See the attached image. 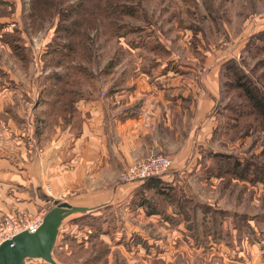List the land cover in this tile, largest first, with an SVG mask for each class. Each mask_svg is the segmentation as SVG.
I'll use <instances>...</instances> for the list:
<instances>
[{"label":"rangeland","instance_id":"374dc122","mask_svg":"<svg viewBox=\"0 0 264 264\" xmlns=\"http://www.w3.org/2000/svg\"><path fill=\"white\" fill-rule=\"evenodd\" d=\"M261 18L264 0H0V84L29 88L27 120L12 126L29 155L67 120L56 86L129 85L143 73L177 86L162 150L141 159L171 158L164 191L122 181L124 167L116 182L129 187L66 219L59 264H264V116L237 79L264 103ZM10 127L0 123V139ZM54 192L42 189L48 211Z\"/></svg>","mask_w":264,"mask_h":264},{"label":"crops","instance_id":"0c3cea01","mask_svg":"<svg viewBox=\"0 0 264 264\" xmlns=\"http://www.w3.org/2000/svg\"><path fill=\"white\" fill-rule=\"evenodd\" d=\"M261 21L257 27L264 29V18ZM217 86L214 95L220 93L221 82ZM174 87L157 86L144 73L129 85L56 86V104L62 110L67 104L70 108L67 120L57 116L53 132L41 138L43 152L29 155L22 142L26 135L12 127L27 120L22 118V111L28 109L29 88L0 84V110L5 111L0 123L11 126L0 139V217L37 213L46 205L42 189L47 184L56 192V200L102 208L116 190L131 184L122 183L118 188L117 173L149 153L162 150L158 132L170 126L167 104L172 94L167 93ZM19 108L20 112H14Z\"/></svg>","mask_w":264,"mask_h":264},{"label":"water","instance_id":"95a60500","mask_svg":"<svg viewBox=\"0 0 264 264\" xmlns=\"http://www.w3.org/2000/svg\"><path fill=\"white\" fill-rule=\"evenodd\" d=\"M93 209L56 200L35 232L24 230L0 243V264H26L28 259H42L49 264H59L54 258V249L64 219L73 213Z\"/></svg>","mask_w":264,"mask_h":264},{"label":"built area","instance_id":"2783aa9c","mask_svg":"<svg viewBox=\"0 0 264 264\" xmlns=\"http://www.w3.org/2000/svg\"><path fill=\"white\" fill-rule=\"evenodd\" d=\"M173 167V161L169 156L153 154L133 165H130L122 172V181L145 180L151 176L163 177ZM43 206L40 212H26L21 216L0 217V243L13 238L19 232L28 230L35 232L41 225L48 209Z\"/></svg>","mask_w":264,"mask_h":264},{"label":"trees","instance_id":"16d2710c","mask_svg":"<svg viewBox=\"0 0 264 264\" xmlns=\"http://www.w3.org/2000/svg\"><path fill=\"white\" fill-rule=\"evenodd\" d=\"M242 78L241 75H237L238 79V85L242 86L243 89L245 90V93H247L248 97L255 102L256 105H258L260 109V113L264 116V103L261 101V99L255 94V92L243 81L240 79ZM162 184H164V181L162 177L159 176H151L147 179L144 180L143 186L145 187H155L157 188V191L163 192L164 188H162ZM141 205H144L147 209L148 214L155 213L156 211V204L155 202L149 200L148 198H145V200L140 201Z\"/></svg>","mask_w":264,"mask_h":264}]
</instances>
